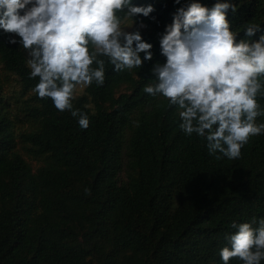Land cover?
Here are the masks:
<instances>
[{"label": "trees", "instance_id": "obj_1", "mask_svg": "<svg viewBox=\"0 0 264 264\" xmlns=\"http://www.w3.org/2000/svg\"><path fill=\"white\" fill-rule=\"evenodd\" d=\"M187 2L133 0L155 8L142 30L154 59L131 72L106 63L104 85L74 96L86 130L31 91L38 78L29 79L26 51L0 30V264H224L232 222L264 218V135L251 137L239 159L217 160L205 140L180 130L177 107L143 91L155 82L153 63L165 59L158 34ZM232 2L234 32L264 28V0Z\"/></svg>", "mask_w": 264, "mask_h": 264}, {"label": "clouds", "instance_id": "obj_2", "mask_svg": "<svg viewBox=\"0 0 264 264\" xmlns=\"http://www.w3.org/2000/svg\"><path fill=\"white\" fill-rule=\"evenodd\" d=\"M229 10L236 12L232 0H216L211 7L189 0L178 7L158 34L164 62L153 63L155 82L143 89L177 107L180 130L205 140L217 160L239 159L251 137L264 135V123L257 122L264 117L257 101L264 97V28L246 24L241 36L230 27ZM154 11L152 4L137 6L133 0H0V30L12 34L8 44L26 51L29 79L38 78L31 91L50 98L61 113L70 112L86 130L90 120L74 108V90L103 86L106 63L116 72H131L153 61L154 45L142 30L148 27L144 18L156 21ZM127 20L131 27H122ZM231 227L236 231L226 234L227 245L219 251L224 264L232 258L261 264L264 218L233 221Z\"/></svg>", "mask_w": 264, "mask_h": 264}, {"label": "rangeland", "instance_id": "obj_3", "mask_svg": "<svg viewBox=\"0 0 264 264\" xmlns=\"http://www.w3.org/2000/svg\"><path fill=\"white\" fill-rule=\"evenodd\" d=\"M131 25H132V22L126 21V22H124L122 24V27H131ZM129 30H131V29H129ZM2 73H3L4 83H5V85H7L6 86L7 89H10V90H13L14 88L17 89V83H16L15 79H13L12 76H5V75H7V74H5V72H2ZM85 89H86L85 87L77 86V88L74 90V96L77 97V96L82 95L85 92ZM129 133H130V131H128V134H127V139H126L127 142H128V139H129ZM126 146H127V143H126ZM126 152H127V150L124 151V164H125V168H126V165L128 163V159H127V156H126ZM125 170H124V172L121 175L122 180H124V181L127 180Z\"/></svg>", "mask_w": 264, "mask_h": 264}]
</instances>
